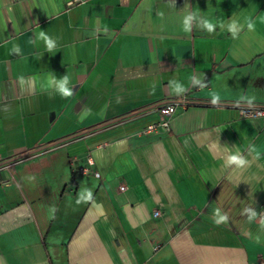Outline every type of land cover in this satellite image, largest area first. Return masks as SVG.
<instances>
[{"label":"crops","instance_id":"crops-1","mask_svg":"<svg viewBox=\"0 0 264 264\" xmlns=\"http://www.w3.org/2000/svg\"><path fill=\"white\" fill-rule=\"evenodd\" d=\"M182 97L169 131L145 132ZM248 105H264V0H0V162L148 107L0 165V264H257L264 117Z\"/></svg>","mask_w":264,"mask_h":264},{"label":"built area","instance_id":"built-area-1","mask_svg":"<svg viewBox=\"0 0 264 264\" xmlns=\"http://www.w3.org/2000/svg\"><path fill=\"white\" fill-rule=\"evenodd\" d=\"M191 103L186 97H182L181 99L173 100L163 106L160 107L159 111L161 114V120L150 124L147 126L145 129V132H159L161 130L164 131H169L170 130V121L172 117L177 113L179 109H186ZM240 112L242 116L245 117H264V105H248V106H242L240 108ZM26 157L18 159L19 160H24ZM88 166L86 167H81L80 170L82 172H87L92 169L94 165V160L89 157L87 160ZM95 175L100 176V173L96 170H92ZM10 181V180H7ZM129 188L127 184L122 183L120 185V190L121 191H126ZM163 214V211L156 208L153 210V216L155 217H161ZM261 214L264 215V205L262 206ZM257 264H264V257L260 256Z\"/></svg>","mask_w":264,"mask_h":264},{"label":"clouds","instance_id":"clouds-1","mask_svg":"<svg viewBox=\"0 0 264 264\" xmlns=\"http://www.w3.org/2000/svg\"><path fill=\"white\" fill-rule=\"evenodd\" d=\"M197 13H193L191 15H187L184 17L183 20V30L185 32H189L191 29V22L193 19H195ZM249 30H254V23L250 21V19L246 18L244 21ZM204 27L208 30L209 33H211L213 31V24L212 23H208L207 21L204 22ZM229 30L232 31L233 36L236 35L237 31H238V26L235 23H232L231 25H229ZM41 35H43L41 33ZM47 39V38H45ZM48 44V48L51 49L54 45L53 42L51 40L47 41ZM67 83V78H65L62 81L57 82V87H58V92L62 95V96H67V97H71L72 96V92L69 88H67L65 85ZM172 90L176 93H181L185 90L184 87L180 86L179 84H176L175 82H172ZM212 100L213 103H215L220 97L218 94L216 93H212ZM252 103V100H249V104ZM229 161L230 163H233L235 165H237V167H243L247 161H245L243 159V157H240L239 155H232L229 157ZM82 199H88V196H84L82 194ZM252 216H255V213H252ZM262 226H264V223H262Z\"/></svg>","mask_w":264,"mask_h":264},{"label":"trees","instance_id":"trees-1","mask_svg":"<svg viewBox=\"0 0 264 264\" xmlns=\"http://www.w3.org/2000/svg\"><path fill=\"white\" fill-rule=\"evenodd\" d=\"M146 108H148V107H146ZM146 108H143V109L137 110V111L128 112V113L120 115V116H118L116 118H113V119H110V120H106L104 122H100V123H98V124H96L94 126H91V127L87 128V129H85V130H81V131H77V132L71 133V134L66 135L64 137H61V138H59V139H57V140H55L53 142H50L48 144L37 146V147H35L33 149H30V150H28V151H26L24 153H21V154H18L16 156H13V157L9 158L8 160L1 161L0 165L4 164L6 162H10V161H13V160H17V159H21V158L27 157V156L32 155L34 153H37V152H39L41 150L53 147L55 145H58V144H61V143L65 142V141H69V140L75 139V138H77V137H79V136H81V135H83L85 133L100 129V128L104 127V126H107V125H110V124H113V123H116V122H119V121H122V120H124V119H126V118H128V117H130V116H132V115H134V114H136L138 112H140V111H143Z\"/></svg>","mask_w":264,"mask_h":264}]
</instances>
